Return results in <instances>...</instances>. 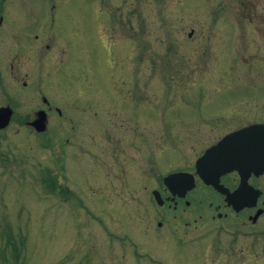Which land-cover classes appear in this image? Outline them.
Segmentation results:
<instances>
[{
  "label": "rangeland",
  "instance_id": "rangeland-1",
  "mask_svg": "<svg viewBox=\"0 0 264 264\" xmlns=\"http://www.w3.org/2000/svg\"><path fill=\"white\" fill-rule=\"evenodd\" d=\"M61 2V62H8L13 44L0 45V107L14 109L0 130V264H264V214L218 217L200 187L164 220L149 192L264 121V0ZM43 95L70 119L54 111L38 133L23 123Z\"/></svg>",
  "mask_w": 264,
  "mask_h": 264
},
{
  "label": "flooded vegetation",
  "instance_id": "flooded-vegetation-1",
  "mask_svg": "<svg viewBox=\"0 0 264 264\" xmlns=\"http://www.w3.org/2000/svg\"><path fill=\"white\" fill-rule=\"evenodd\" d=\"M37 1V6L40 9L37 12L40 15L44 16V20L34 22L30 17L31 13L29 12L30 7L32 8V4L28 3L27 0H0V45L1 42H5L6 40L10 41L13 44V49L11 51L12 56L8 60V62H61L63 60L62 57L65 52V42L63 39L64 21L61 19V5L63 3L61 2V0ZM253 10L257 13L256 3L255 7L252 8V11ZM262 24H264V20L260 22V26ZM260 26H256L255 31H257V34H260L262 36L261 39H264V27ZM255 45L257 46L258 51V43H255ZM43 49L46 51L42 55ZM22 54H25L26 56L24 60L18 58V56H21ZM4 55L5 54L2 51V48H0V62H3L2 57H4ZM11 66L13 67L14 63H12ZM23 85L27 86V82H23ZM41 98L42 102L46 104V107H38L34 111V115L28 117L26 116L23 124H27L30 129L36 131L35 127L32 125V122L38 117L39 111L46 112L47 127L49 126L50 118L53 115L54 111H57L59 115L69 121L70 118L64 117L61 109H59L57 105H54L48 97L43 95L41 96ZM123 99L124 97L120 98L121 101H123ZM13 114L12 117L14 116ZM70 121L72 122V119ZM262 122L264 121H259L255 123ZM120 126L123 127V123H120ZM243 126L245 125L238 126L234 130ZM74 128L75 127L73 124L72 129ZM138 128L139 127H137L136 129ZM222 136L216 139L213 143L209 144L207 147H205L204 150L198 154L197 158L200 157V155L203 154V152L209 146L216 144L222 138ZM174 172H187L189 174H192L195 179V187L187 191L184 197L179 196L178 194H174L164 183L165 176ZM262 178H264V173L260 175L252 174L249 177V184L255 188L260 189L262 193L256 205L246 206L239 211H236L233 206L228 203L225 194L215 189L212 185H208L203 182V180L196 173L195 162L191 167H182L178 170H169L159 180L158 186L152 187L149 192L151 199H153L155 204L158 206L157 208L160 218H163L164 220H167V211L171 212L172 209H176L178 205L182 202L188 205L189 199L187 197L192 193L195 188L200 187L210 189L220 197L221 202L215 203L214 201H211L209 204L210 208H214V210L218 212V217L223 216V212L221 211L222 208L234 211L235 213L250 210L254 211V215L259 210H262V215L264 214V188L258 184L259 180ZM240 182L241 176L237 171L225 173L220 177V184H222L224 188L228 189L231 192L235 191L240 186ZM154 193L158 195L160 203L159 201L157 203V201L155 200ZM225 216H227V213H225ZM251 217L252 215L249 216V219ZM159 225H161V222L159 223Z\"/></svg>",
  "mask_w": 264,
  "mask_h": 264
},
{
  "label": "water",
  "instance_id": "water-1",
  "mask_svg": "<svg viewBox=\"0 0 264 264\" xmlns=\"http://www.w3.org/2000/svg\"><path fill=\"white\" fill-rule=\"evenodd\" d=\"M12 114L10 106L0 107V129L9 124ZM46 120V112L39 111L32 125L39 132L45 131ZM235 170L241 175V183L237 190L230 192L220 184V177ZM196 172L206 184L224 193L228 203L237 211L256 205L262 192L249 185L248 178L253 173H264V123L251 124L224 136L197 160ZM165 183L179 196H185L195 186L193 175L187 172L172 173L165 177ZM261 213L259 210L252 217L254 222Z\"/></svg>",
  "mask_w": 264,
  "mask_h": 264
}]
</instances>
